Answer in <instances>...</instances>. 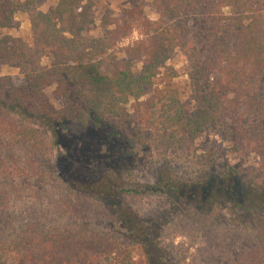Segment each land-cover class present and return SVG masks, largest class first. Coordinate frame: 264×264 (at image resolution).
Here are the masks:
<instances>
[{
	"label": "trees",
	"instance_id": "16d2710c",
	"mask_svg": "<svg viewBox=\"0 0 264 264\" xmlns=\"http://www.w3.org/2000/svg\"><path fill=\"white\" fill-rule=\"evenodd\" d=\"M152 4L154 20L129 8L103 19L95 36L87 2L58 0L31 16V43L0 36V264L8 256L12 264H264V0ZM31 9L27 0H0V29H14L15 14ZM176 52L189 62L191 115L174 69L158 76ZM4 66L20 81L1 74ZM52 86L57 106L44 94ZM208 131L218 144L197 149ZM60 134L111 145L122 163L114 180L85 193L57 166ZM247 155L255 166L227 160ZM153 198H173L164 217L200 239L189 255L162 242L143 216L146 224L133 219L117 238L91 223L92 208L107 199ZM22 207L47 208L67 226L13 219ZM233 237L246 240L238 251L239 242H226Z\"/></svg>",
	"mask_w": 264,
	"mask_h": 264
},
{
	"label": "rangeland",
	"instance_id": "374dc122",
	"mask_svg": "<svg viewBox=\"0 0 264 264\" xmlns=\"http://www.w3.org/2000/svg\"><path fill=\"white\" fill-rule=\"evenodd\" d=\"M24 1V0H21ZM32 6L31 10L26 12H18L15 14V28L4 30L0 29V36L9 35L15 38H20L24 42L31 43L33 39V32L31 27L30 18L38 11H47L49 8L54 7L58 0H27ZM153 0H84L90 5L92 11V19L94 21L95 31L91 32L92 35H97L100 27V22L103 19L114 20L119 18L123 11L139 7L144 16L154 20L157 17V13L152 4ZM137 33L134 31L130 39L122 42L121 45H126L130 40L136 39ZM46 63V60L43 61ZM173 68L176 72V77L173 79L174 86L178 89L179 99L181 106L187 115H191L194 111V90L188 83L187 70L189 68L188 59L183 53L176 52L167 62L165 68L161 69L162 76L165 73L166 68ZM1 74L9 75L13 77L17 82L20 81V75L17 69L8 68L6 66L1 68ZM54 87L47 88L44 94L49 100L57 106V101L52 97ZM131 130V129H130ZM197 149L210 147L218 144V138L211 131L204 132L195 141ZM56 163L58 167L66 168L73 177L80 183L81 188L91 197L96 195L97 192L92 191V185L104 184L108 180H114L116 173L120 171L122 163H119V159L116 157L114 150L111 145H93L86 139L75 140L68 138L65 135L60 134L57 151H55ZM223 154V153H222ZM217 162L219 165H224L226 160L225 155H218ZM227 157V155H226ZM229 162L232 165L243 166H255L257 159L253 155L247 156H231ZM91 186V187H90ZM92 204H96L97 201L88 200ZM105 201V200H102ZM173 198H153L148 199L142 204H131V203H119L120 200H106L103 205L100 203V207L97 211H94L95 206L92 208L93 225L100 231L106 232L111 236L117 238V233L126 234L130 227H133V219H137L140 224H143L145 217L148 223L151 225H157L161 229L162 242L166 244L174 242V245L180 244V249L189 253L193 252L194 242H201L198 237H193L190 233L187 224H179L174 220H167L164 217L165 210L168 208H175ZM15 212L14 217L22 218L25 221L39 222L41 226L45 228H62L66 227L67 223L60 220H56L53 215L50 214L49 210L45 208L41 211L39 208L35 210H27L25 207L18 208ZM43 209V208H42ZM172 211V210H171ZM170 211V212H171ZM173 212H172V215ZM146 224V222H145ZM163 226V229H162ZM118 233V234H119ZM114 234V235H113ZM237 239V240H236ZM235 240V241H234ZM240 240V241H238ZM245 239H238L237 237L229 238L226 242H239L235 245V250H239ZM239 248V249H237ZM131 256L133 260L139 263L141 261V255L137 248L132 249ZM8 264L13 263L12 257L8 256Z\"/></svg>",
	"mask_w": 264,
	"mask_h": 264
}]
</instances>
